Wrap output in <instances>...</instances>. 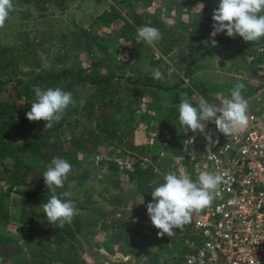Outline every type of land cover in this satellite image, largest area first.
<instances>
[{
	"label": "rangeland",
	"instance_id": "374dc122",
	"mask_svg": "<svg viewBox=\"0 0 264 264\" xmlns=\"http://www.w3.org/2000/svg\"><path fill=\"white\" fill-rule=\"evenodd\" d=\"M35 1L12 0L13 10L0 28V81L9 91L17 79L28 81L62 67L90 68L83 74L97 70L115 77L99 87L89 79L77 84L75 105L44 132L48 144L38 154L19 141L13 145L16 158H0V229L18 236L22 246L9 251L0 241V264H165L181 240L163 235L154 242L145 238L137 242L136 232L150 230L147 204L154 188H138L134 164L151 167L156 174H149L148 184H155L157 169H165L170 159L158 156V147L152 148L149 138L155 133L163 143L173 134L188 137L178 119L182 100L196 106L203 96L217 103L218 96L230 98L238 79L247 86L243 96L260 86L257 73L241 54L245 41L235 37L230 44L212 46L213 37L202 26L203 9L220 0H47L46 10ZM144 25L162 34L153 46L138 38L137 29ZM90 53L96 57L95 70ZM157 68L163 80L153 78ZM58 85L54 82L49 88ZM109 99L122 102L123 116L115 112V104L107 103ZM4 118L0 117V127L6 125ZM15 133V128H5L6 139H14ZM143 134L144 141L148 138L146 148ZM54 157L72 165L56 194L79 209L63 228L47 221L44 203L18 192L41 188L50 196L43 173ZM66 191L72 195L63 197ZM112 216L125 221L112 226L108 220ZM103 222L108 227L103 228ZM58 233L76 243L80 257L64 262L57 256ZM131 236L135 242H130Z\"/></svg>",
	"mask_w": 264,
	"mask_h": 264
},
{
	"label": "built area",
	"instance_id": "2783aa9c",
	"mask_svg": "<svg viewBox=\"0 0 264 264\" xmlns=\"http://www.w3.org/2000/svg\"><path fill=\"white\" fill-rule=\"evenodd\" d=\"M255 41L244 49L260 80L254 92L243 96L248 102L246 128L226 136L214 122H206L205 133L185 139L177 154L169 152L168 142L159 141L158 156L170 162L157 169L154 189L169 172L187 174L193 181L205 171L224 177L212 204L194 211L181 229H173L177 236L171 238L181 241L167 264H264V36ZM157 141L152 133L149 144Z\"/></svg>",
	"mask_w": 264,
	"mask_h": 264
},
{
	"label": "clouds",
	"instance_id": "9594fccd",
	"mask_svg": "<svg viewBox=\"0 0 264 264\" xmlns=\"http://www.w3.org/2000/svg\"><path fill=\"white\" fill-rule=\"evenodd\" d=\"M13 10L12 0H0V28ZM264 0H220L217 8L213 10L214 21L211 37L224 32L228 37H242L245 42H252L264 36ZM150 24V22H149ZM138 38L147 45L153 46L162 39L158 28L144 25L137 29ZM203 43L207 44V41ZM212 39V46H216ZM152 76L156 80H163L162 72L153 69ZM245 85L237 82L230 93V98L218 96L219 103H209L203 96L199 97L196 106L184 99L179 104V123L186 134L205 133L206 122L212 121L220 133L228 136L236 134L246 128L248 124V102L242 95ZM35 101L31 110L27 112L29 121H46L45 129L52 128L63 118L66 109L75 105L76 101L70 91L60 87L42 89L34 86ZM83 105L84 101H80ZM211 143L212 137L206 134ZM163 155V153H162ZM72 169L67 159L54 157L47 170L43 173L44 183L51 196L44 203L43 210L47 221L56 224L58 228L71 224L79 209L70 199H61L56 194L57 188H62L64 181ZM224 177L212 172H201L193 181L187 174L169 172L164 176V183L151 191L152 202L147 204V214L152 225L159 229L158 236L173 235V229H181L190 223L194 211H200L210 206L219 194V186ZM71 192H63V197H70Z\"/></svg>",
	"mask_w": 264,
	"mask_h": 264
},
{
	"label": "trees",
	"instance_id": "16d2710c",
	"mask_svg": "<svg viewBox=\"0 0 264 264\" xmlns=\"http://www.w3.org/2000/svg\"><path fill=\"white\" fill-rule=\"evenodd\" d=\"M47 0H36L35 5H37L41 10H46L47 6L46 4ZM219 5L218 2L214 1L212 3H209L206 5V7L203 9L204 11V19L202 20V26L211 34L213 31L212 25L214 21L212 20V15H213V10L217 8ZM261 15H264L263 12L260 13ZM239 36L237 35L236 38ZM242 38V37H241ZM213 39L217 43H222L224 45L230 44L231 41H233L235 38H230L228 37L224 32H221L217 34ZM256 41L252 42H244V44L241 45L242 51L241 54L245 58V53L244 49L251 48ZM91 57V69L95 67V62L94 59L96 58L93 53H90ZM247 61V60H246ZM251 64V63H249ZM253 67L254 71L256 72L254 64H251ZM90 69V68H89ZM89 69H79L78 71H72L71 68L69 67H62L57 70H50L42 73L36 74L32 79L28 81H22L20 79L16 80V84L12 85L11 91L8 89V85H3L2 82L0 81V117L6 118V125L5 127H0V158H6L8 156L16 158V153H15V147H13L14 143L21 141L20 145L21 146H27L28 144L30 146H33L31 148V151L33 153H37L39 149L42 146H45L48 144L49 137L48 135L44 134L47 129L44 130V126L46 124V121L40 120V121H29L26 118L27 112L31 110V104L35 101V93L32 90L34 86H39L42 89H45L46 87L49 88L51 83L54 82H59V85L57 87L62 88L64 91H70L73 95L74 90L76 89L77 84H83L86 79H89V82L91 84H94L95 86L99 87L102 85V83H109L112 78L115 76L113 74H107V75H101L97 70L94 71L93 73H88L87 75H84L83 73L85 70ZM95 70V69H93ZM190 72V70L188 71ZM8 82V81H6ZM5 82V83H6ZM237 82H242L244 83L245 87L246 83L242 80H237ZM157 87H160L159 85H156ZM234 85L232 86L233 89ZM206 89L212 88L215 89L216 91L218 90H226L225 88L222 87H217V86H211V85H206ZM204 89V87H203ZM178 100V98H176ZM109 104H115V112H118L121 116L123 114L121 113L122 111V102L121 101H115L114 99H109L107 101ZM106 121H110V117L105 119ZM120 120L112 122L113 124H118ZM7 126H10L12 128H15L16 130V136L14 139L5 138V128ZM104 126V125H103ZM101 127V130H106L104 127ZM56 128V127H55ZM189 135L190 137L192 135V132L189 130ZM191 133V134H190ZM199 133V131H198ZM145 135L143 134V137L141 138L143 144H145V148L148 147V138L146 136L145 141L144 138ZM187 137V138H188ZM157 138L159 139V135H157ZM185 135H172V138L168 141V143L172 146L171 149L169 150L170 153L172 154H177L179 152V148L182 146L180 142L182 143L185 139H187ZM30 142V143H29ZM147 144V145H146ZM160 142L157 141L155 143V146H151L152 148H157L159 146ZM35 147V148H34ZM151 147L148 150H151ZM27 147H25L26 149ZM24 149V150H25ZM130 149H135L134 146L130 147ZM158 155V153H157ZM16 162V161H15ZM134 176L136 180V185L140 190H144L145 188H148L152 190L157 183L155 184H148V176L149 174H156L154 170L147 166L145 168L141 167L139 162H136L134 164ZM19 193L25 195L26 197L32 198L38 202L42 203H47L48 199L50 198L49 195L44 193V191L39 188V189H20L18 190ZM103 213V212H101ZM142 217H145V215H141ZM112 216L110 219H108L111 223L112 226H121L125 219H123L122 216H118L113 218ZM108 221V222H109ZM103 228L107 227V222H103L102 225ZM143 226V225H142ZM19 230L23 229V226H18ZM158 230L155 228L152 223L150 225V230L146 234H141L139 235V232H136L135 234L137 235V242L141 238L145 239H152L151 241L154 242L158 240ZM59 237L58 239V244L59 246L56 249L57 256L62 259L64 262H69L77 257L81 256L80 250L76 243L69 239L66 238L64 235L57 234ZM132 237V236H131ZM165 237H169L167 234H165ZM172 237V235H171ZM139 238V239H138ZM0 241L5 245L6 249L11 251L17 249V247H22L19 242L20 239L18 236L10 234L2 229H0ZM130 242H135L134 238L130 239ZM11 249V250H10ZM154 255L159 256L160 254L154 253ZM44 257L42 258V260ZM41 260V261H42ZM158 259L154 258L153 262L156 263ZM165 264L166 263V260ZM84 260L80 259V263H83ZM159 262V261H158Z\"/></svg>",
	"mask_w": 264,
	"mask_h": 264
},
{
	"label": "crops",
	"instance_id": "0c3cea01",
	"mask_svg": "<svg viewBox=\"0 0 264 264\" xmlns=\"http://www.w3.org/2000/svg\"><path fill=\"white\" fill-rule=\"evenodd\" d=\"M108 227V226H107Z\"/></svg>",
	"mask_w": 264,
	"mask_h": 264
}]
</instances>
